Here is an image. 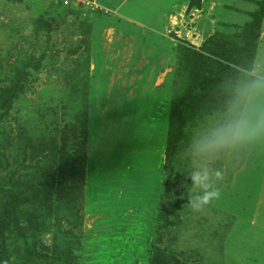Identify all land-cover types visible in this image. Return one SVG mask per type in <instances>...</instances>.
Segmentation results:
<instances>
[{"label":"rangeland","instance_id":"374dc122","mask_svg":"<svg viewBox=\"0 0 264 264\" xmlns=\"http://www.w3.org/2000/svg\"><path fill=\"white\" fill-rule=\"evenodd\" d=\"M261 1L200 0L189 9L191 0H0V88L15 74L24 85L6 115L0 109V137L34 138L44 155L50 142L72 144L85 156L80 200L39 237L41 253L45 245L70 249L74 264H151L156 248H169L179 264H264V143L211 161L206 189L189 176L190 143L222 114L230 80L264 69V19L259 39L250 38ZM212 42L238 52L236 72L216 91L218 109L205 112L211 99L193 109L189 150L171 173L165 150L184 57L211 54ZM13 156L0 162V194L10 183L27 191L35 177L32 153L16 169Z\"/></svg>","mask_w":264,"mask_h":264},{"label":"trees","instance_id":"16d2710c","mask_svg":"<svg viewBox=\"0 0 264 264\" xmlns=\"http://www.w3.org/2000/svg\"><path fill=\"white\" fill-rule=\"evenodd\" d=\"M257 4L260 9L254 14V22L250 28V38L255 41L260 37L264 19V1ZM188 8H200V0H191ZM45 25L48 30L51 28L50 24L45 23ZM212 45L215 51L212 50L211 54L195 51L186 53L184 57L186 84L183 92L173 99L170 107L165 150V167L171 173L177 169L183 151L188 149L187 141L193 129V109L206 99H211V105H208L205 112L207 109H218L223 96L216 91L224 83L228 71L232 74L236 72L231 69L230 64L238 63L239 59L236 57L239 55L236 54L238 52L232 51L226 43L218 45L212 42ZM255 49L256 44H254ZM217 51H220V56ZM13 81L12 83L10 81L9 86L0 88V109H3V115H6L5 112L11 106L16 93L24 87L16 74ZM233 81L230 80L229 85ZM33 140L34 138H29L25 141L20 136L17 139L13 138L4 130L3 137H0V146L3 148L0 162H6L7 156L14 153L16 156H13L12 160L16 169L19 159L32 153L30 168L33 169L30 170L31 175L35 176L30 177L32 184L27 187V191L21 192L19 187L10 183L7 189L4 188L5 193L0 194V264H38L36 260H41L44 264H74L72 261L74 255L70 249L58 252L41 245V253L39 237L47 233L46 231L51 229L55 221L56 227H60L61 222L59 223L58 219L59 215L66 211L65 206L79 202L77 191H79V182L83 178L85 156L84 153L80 155L79 147L77 150L75 146L70 147L72 144L68 146L66 143L58 149L57 144L51 142L48 154L44 155L43 148L33 147ZM39 145L41 146V143ZM43 163L45 172L38 174ZM6 175H10L8 167L5 168L3 165V180L6 179ZM176 196H179V193ZM174 201L171 199L169 204L172 205ZM170 252L169 248L165 250L156 248L152 253L151 264H179L173 261L176 260L174 256L170 258Z\"/></svg>","mask_w":264,"mask_h":264},{"label":"clouds","instance_id":"9594fccd","mask_svg":"<svg viewBox=\"0 0 264 264\" xmlns=\"http://www.w3.org/2000/svg\"><path fill=\"white\" fill-rule=\"evenodd\" d=\"M256 143H264V69L253 68L229 85L220 117L192 139L190 151L195 162L189 175L192 187L209 186L211 161ZM209 195L205 191L199 196L200 204H206Z\"/></svg>","mask_w":264,"mask_h":264},{"label":"built area","instance_id":"2783aa9c","mask_svg":"<svg viewBox=\"0 0 264 264\" xmlns=\"http://www.w3.org/2000/svg\"><path fill=\"white\" fill-rule=\"evenodd\" d=\"M89 5H91V7H94V6L96 7L97 6L96 4H93V3L92 4L89 3Z\"/></svg>","mask_w":264,"mask_h":264}]
</instances>
